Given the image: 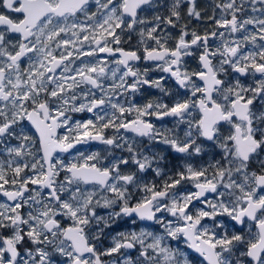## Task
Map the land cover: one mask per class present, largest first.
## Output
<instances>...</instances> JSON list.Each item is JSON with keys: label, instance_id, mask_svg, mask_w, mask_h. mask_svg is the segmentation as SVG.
<instances>
[{"label": "snow or ice", "instance_id": "6c2138e0", "mask_svg": "<svg viewBox=\"0 0 264 264\" xmlns=\"http://www.w3.org/2000/svg\"><path fill=\"white\" fill-rule=\"evenodd\" d=\"M0 264H264V0H0Z\"/></svg>", "mask_w": 264, "mask_h": 264}, {"label": "flooded vegetation", "instance_id": "af4514ba", "mask_svg": "<svg viewBox=\"0 0 264 264\" xmlns=\"http://www.w3.org/2000/svg\"><path fill=\"white\" fill-rule=\"evenodd\" d=\"M209 3H210V0H198V5H199L200 7H202V8L207 7V6L209 5ZM208 11L210 12V8L208 9ZM206 14H207V13H206ZM206 23H207L206 21H205V23H198V22L195 21V20H193V21L191 22V24H192L193 26L198 27V29L201 30V31L204 29ZM84 59H85V60H88L89 58L85 57ZM79 63H80V62L77 61V65H79ZM159 75H160V73H153V76H159ZM166 83H167V85H168L169 87H175L174 82H173L172 80H168V81H166ZM160 95H161V94L158 92V90H155V89H146V90L143 91V93H142L141 95H139V96L136 97V100H137V102H139V103H144V102H146V101L149 100V99H156V98L160 97ZM165 99H167V98H165ZM72 115H73V119H74V120H75V119H83V118H85L86 116H88V117L91 116V114H87V113H85V114L74 113V114H72ZM153 119H154V118H153ZM157 125H158V127H159L160 125H163V126H165V127H171V126H172L171 121H170L168 118H165L164 121L157 122ZM126 135H128V136H132L133 134L128 133V134H126ZM78 147L81 148V150L90 151V150H94V149H102L104 146H103V145H99V144H95V143H94V144H92V145L78 146ZM164 148H165V146H163V145H158V146H157V149H158V150H160V149H164ZM73 151H75V150H73ZM169 159L171 160V157H170ZM205 159H207V157H205ZM147 176H148V178H153L151 173H148ZM200 206H201V205L197 204V207H200ZM104 211H105V210H101V212H104ZM144 223H145V225L150 224V222H144ZM173 244H174V246H175V245H176V242H173ZM178 246L181 247V248H184V247H185V245H184L182 242L179 243Z\"/></svg>", "mask_w": 264, "mask_h": 264}]
</instances>
